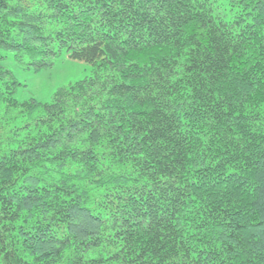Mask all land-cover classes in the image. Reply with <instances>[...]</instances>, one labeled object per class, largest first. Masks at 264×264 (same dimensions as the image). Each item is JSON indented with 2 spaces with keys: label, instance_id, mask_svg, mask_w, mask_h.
Segmentation results:
<instances>
[{
  "label": "trees",
  "instance_id": "trees-1",
  "mask_svg": "<svg viewBox=\"0 0 264 264\" xmlns=\"http://www.w3.org/2000/svg\"><path fill=\"white\" fill-rule=\"evenodd\" d=\"M0 264H264V0H0Z\"/></svg>",
  "mask_w": 264,
  "mask_h": 264
},
{
  "label": "rangeland",
  "instance_id": "rangeland-1",
  "mask_svg": "<svg viewBox=\"0 0 264 264\" xmlns=\"http://www.w3.org/2000/svg\"><path fill=\"white\" fill-rule=\"evenodd\" d=\"M2 54L5 57L2 65L21 83L16 94L20 103L31 99L40 103H51L60 88L81 81L92 73V66L72 60L66 53L54 60L52 66L40 70L28 65L31 61L28 57H24V63H21L16 60L14 52L3 50Z\"/></svg>",
  "mask_w": 264,
  "mask_h": 264
}]
</instances>
